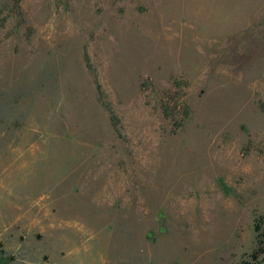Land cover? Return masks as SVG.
<instances>
[{
	"label": "rangeland",
	"instance_id": "374dc122",
	"mask_svg": "<svg viewBox=\"0 0 264 264\" xmlns=\"http://www.w3.org/2000/svg\"><path fill=\"white\" fill-rule=\"evenodd\" d=\"M255 225L264 0H0V264H238Z\"/></svg>",
	"mask_w": 264,
	"mask_h": 264
},
{
	"label": "trees",
	"instance_id": "16d2710c",
	"mask_svg": "<svg viewBox=\"0 0 264 264\" xmlns=\"http://www.w3.org/2000/svg\"><path fill=\"white\" fill-rule=\"evenodd\" d=\"M97 83V80H95ZM97 91L102 94L101 87L97 83ZM113 118V117H112ZM255 232L257 233V248L253 251L247 259L241 260L238 264H264V234L260 231V226L255 225Z\"/></svg>",
	"mask_w": 264,
	"mask_h": 264
}]
</instances>
